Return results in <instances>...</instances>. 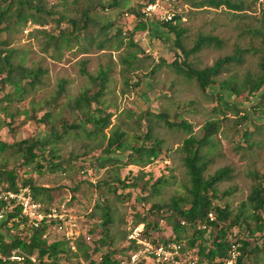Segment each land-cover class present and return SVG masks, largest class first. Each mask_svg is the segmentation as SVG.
<instances>
[{
    "label": "trees",
    "instance_id": "16d2710c",
    "mask_svg": "<svg viewBox=\"0 0 264 264\" xmlns=\"http://www.w3.org/2000/svg\"><path fill=\"white\" fill-rule=\"evenodd\" d=\"M49 1L55 3L49 5ZM81 1L0 0V93H3L5 88H10V91L4 93L0 98V128L5 124V119L2 117L8 118L12 123L22 114L24 118L36 121L47 129L41 137L25 138L13 143L0 140V159L2 161L0 165V195L15 192L20 188H29L34 200L41 205L42 211L47 212L53 189L38 186L33 177L25 176L31 173L40 176L45 171L64 170L65 163L60 161L58 146L70 134L74 133L75 136H78V132H83L87 137L96 138L100 135L105 142L101 150L103 156L97 157L94 164L90 163V168L96 170L109 166L117 170L134 166L143 176L144 170L158 161L162 154L164 141L154 134L152 125V118L155 116L170 131L176 129L188 135L182 140L177 150L181 165L185 170L187 184L183 187L182 194L172 196L167 203H155L150 208L151 213L159 216L168 224L172 235L167 239H160L158 242L148 241V244L155 247L162 246L171 251H173L171 246H175L180 256L191 254L192 257L185 264H228L234 254L236 255L235 264H250L251 260L252 263H257L258 256L264 254V237H262L264 234V175L256 171L247 173L252 185L247 199L237 211L233 212L227 203L223 207L216 204V201L220 199L218 185L233 179L231 170L227 167L217 170L213 175H206L209 165L218 155L213 136L220 131V120H209L202 127L200 135H195L192 126L184 120H180L178 123L171 122L167 113L154 115L146 111L133 120L135 125L144 126L143 133L124 131L112 122L113 117L118 116L119 113L109 112L108 108L111 105H107L105 101L111 83V66L101 67L95 74H91L86 71V61L79 63V73L87 80L89 87L81 90L76 96L65 95L67 82L61 81L57 84L53 96L35 103V95L44 85L47 70L41 66H25L26 53L20 49L12 48L9 39L28 22L39 27H44L49 19L58 24L62 22L67 24L57 34L45 33L44 50L52 51V58L55 61L61 59L64 51H73L82 55L88 54L94 46L99 50H105V48L118 50L124 45L122 32L114 27L113 21L100 25L97 20L88 15L87 11H83L79 19H66L54 10L57 5L66 8L70 4L78 5ZM150 1L147 0L141 5V8ZM258 1L253 0L252 4L254 5ZM191 2L194 8L208 6L219 9L224 7L233 16L246 10L242 0H191ZM118 4V0H109L106 5L100 7L105 12L114 10ZM139 12L140 9L133 13L137 17V22L128 34L127 46L133 50L120 57V62L124 65L121 70L124 84L134 88L140 86L141 77H136L132 82V73L140 70V56L145 58L148 56L144 55V51L133 41V37L137 32L150 30L149 25ZM180 22L181 18L175 14L172 21L160 22V26L167 32L166 34L173 36L174 45L180 52V57L176 55L168 66L180 76L194 81L204 95L214 100L215 108L219 113L225 115L226 111L240 112L226 97L239 98L242 94H246L249 110L244 111V114L239 117L240 125L245 126L246 123L252 122L251 114L257 115V118L260 116L264 121V9L260 11L257 27L243 29V32L252 38L251 43L246 46L233 45L231 55L222 57L212 66L203 69L192 67L187 61L188 58L204 47L221 49L224 47V42L217 37L200 34L188 50L182 42L185 30L180 26ZM90 23L99 24L97 35L102 39L97 40L95 36L91 35L88 31ZM150 24L152 25V23ZM157 24L159 22L156 21L152 25L154 34L162 38L156 27ZM257 41L258 44H256ZM249 57L258 58L256 72L245 71L242 76L238 72H229L230 69L238 71L244 68ZM165 64L160 60L159 64L148 74L155 73ZM228 72L230 74L227 78L219 80L221 75ZM213 89L217 90L216 94L208 93ZM30 97V111L19 113L17 105ZM62 98H65V101L59 103ZM255 99L258 103L255 102ZM57 108L70 111L76 115L77 120L71 123L64 120L57 122L55 119ZM38 110L46 111L40 119L36 120L35 114ZM127 114L130 116L132 112L128 111ZM87 128L90 129L87 130ZM245 128L242 137L246 146L242 148L236 144L235 148L240 152L250 150L249 152L252 153L253 147H258V143L252 140L253 132L249 131L247 127ZM256 128L258 131L263 129L264 122L257 125ZM112 153L125 156V160L110 158ZM11 157L19 160V163L17 166L9 168V158ZM70 162L71 159L67 161V163ZM19 170H23L21 174L18 173ZM168 183V180L157 179L153 184L150 185L147 182L145 185L148 184L152 195H158ZM113 184L104 181L95 186L99 188L104 185L109 190L114 189L116 192V189L112 187ZM135 186V183L122 185L123 188ZM231 194V191H226L222 198ZM2 207H5L4 218L0 220V257L2 259L18 250L28 257H34L38 264H65L66 260L77 258V253L87 264H129L131 256L145 248V244L139 243L141 239L135 237L129 239V245L125 249L117 250L113 247L114 237L110 232L113 219L111 207L107 202L97 203L94 207V210L99 209L100 221L97 224L93 223L86 232L88 236L98 235L99 237L93 242L92 248L85 243L86 235H77L75 239L65 235L51 239L50 229L54 223H60L58 221L44 219L37 227H34L21 215V209L14 201L0 200V210ZM87 216L93 218L94 214L90 212ZM133 218V229L143 226L142 233L152 229L154 222H149L145 215L135 213ZM234 228L238 229L237 235L233 234ZM131 235L132 230L128 233L127 238ZM261 239L262 245L259 247L258 242ZM105 247H108V250L103 252L102 249ZM124 252H129L125 262L117 258ZM94 255L99 256L97 262L92 259ZM2 259H0V264H7ZM136 264H141V262Z\"/></svg>",
    "mask_w": 264,
    "mask_h": 264
},
{
    "label": "rangeland",
    "instance_id": "374dc122",
    "mask_svg": "<svg viewBox=\"0 0 264 264\" xmlns=\"http://www.w3.org/2000/svg\"><path fill=\"white\" fill-rule=\"evenodd\" d=\"M146 1L118 0L117 8L105 12L101 10L100 6L106 5L109 0H82L78 5L70 4L66 8L59 5L54 7V10L66 19H79L81 13L87 11L88 15L97 20L100 25L113 21L114 27L121 30L124 38V45L118 50L113 48L99 50L94 46L88 54L80 55L73 51H64L61 59L55 61L52 58V51L44 50L45 33L57 34L67 24L65 22L58 24L50 19L44 27L28 22L25 27L19 29L9 38L11 47L26 53L25 66H41L47 70L44 85L35 95V103L53 96L57 84L61 81L67 82L65 95L76 96L81 90L89 87L87 80L79 73V63L86 61V71L91 74H95L101 67L111 66V83L105 101L107 105H111L108 108L109 112L116 111L119 113L118 116L113 117L112 122L124 131L129 133H139L140 131L143 133L145 131L144 126L135 125L133 120L146 111L154 115L167 113L171 122L178 123L180 120H184L192 126L195 135H200L202 127L209 120H220V131L213 136L218 155L209 165L206 175H213L221 168H230L233 179L218 185V197L220 199L216 201V204L223 207L227 203L230 209L235 212L247 199L250 192L252 181L248 178L247 173L256 171L264 175V128L259 131L256 128L264 121L260 116L257 118V115L250 113L252 122L246 123L245 126L240 125L239 117L244 114V111L249 110L246 94H242L239 98L226 97L240 112L226 111L224 115L216 110L214 100L204 95L194 81H189L174 72L168 64L175 59L176 55L180 57V52L174 45L173 36L166 34L167 32L160 26L161 21L156 18L146 21L150 27L149 31L137 32L133 37V41L141 47L144 55L148 56L147 58L140 56V70L134 71L131 76L133 77L132 82L136 77H141L140 86L137 88L125 86L121 71L124 65L121 64L120 57L133 50L127 46L128 34L137 22V17L133 13L139 9L141 11V5ZM242 1L246 10L234 14L236 16H233L224 7L219 9L208 6L194 8L191 0L164 1L163 9L181 18L180 26L185 30L182 42L186 49L189 50L193 46L194 40L200 34H208L224 42V47L221 49L204 47L199 52L191 55L187 61L192 67L197 69L210 67L218 59L231 55L233 45L246 46L251 43L252 38L249 34L244 33L243 29L258 26L257 20L260 11L264 9V0H259L254 5L252 4L253 0ZM54 3V1H49V5ZM156 21L159 22L156 27L159 29L162 38L154 34V26L152 25ZM99 24L90 23L88 28V31L97 40L102 39L101 36L97 35ZM1 37L4 38L3 35ZM258 43L257 41L256 44ZM160 60L166 64L156 70L155 73L148 74L150 70L159 64ZM257 63V57H249L244 68L238 71L230 69L229 72H238L240 76L245 71L254 73L258 69ZM229 72L221 75L219 80L227 78ZM9 91L10 88H5L4 92L0 93V98ZM216 92V89L208 91V93L213 94H216ZM30 99L31 97L17 105L19 113L30 111ZM64 99L62 98L59 103L64 102ZM255 102L258 103L257 99H255ZM45 111L38 110L35 114L36 120L40 119ZM128 111H131L132 115L129 116ZM55 113L57 122L64 120L71 123L77 120L76 115L67 110L57 108ZM2 119H5V124L0 128V140L4 142L13 143L25 138L41 137L47 131L42 124L26 119L22 114L12 123L9 122L8 118L2 117ZM152 125L154 126V134L158 135L164 143L160 159L147 167L143 176L139 169L134 166L117 170L109 166L96 170L90 168V163L94 164L95 159L102 155L101 150L105 142L100 135L96 138L93 136L87 137L83 132H78V136L72 133L59 144L58 154L60 161L65 163L63 165L64 170L45 171L40 176L35 173L25 176L33 177L38 186L53 189L54 192L50 194L51 201L48 203L49 205L46 203L47 208L55 209L66 217L65 223H54L51 227V239L66 236L69 232L72 235L66 237L73 239L80 234L86 235L85 243L92 248L93 242L99 237L98 235L88 236L86 232L93 223H99L100 212L99 209L94 210V207L97 203L102 204L103 202H107L111 207L113 224L110 226V232L114 237L113 247L117 250L128 247L131 237L141 239L139 243L145 244L147 247H154L150 243L148 244V241L158 242V240L167 239L172 235L168 224L161 220L159 216L151 213L150 208L155 203H167L172 196L183 193V187L187 184V181L177 150L182 140L188 135L176 129L170 131L155 116L152 118ZM245 127L253 132L252 140L258 143V147H253L252 153L249 152L250 150L240 152L235 148L236 144L242 148L246 146L242 137ZM89 129L87 128V130ZM109 157L125 160V156L117 153H112ZM70 159L71 162L67 163ZM9 160V168L15 167L19 163V160L15 157H11ZM1 163L0 159V165ZM22 171L19 170L18 173L21 174ZM157 179H165L169 183L162 188L161 193L152 195L148 184H153ZM104 181L114 183L112 187L116 189V192L114 189L109 190L104 185L99 188L95 186ZM147 182L148 184L145 185ZM132 183H135L136 186L122 187L123 184L132 185ZM226 191H231L232 194L222 198ZM90 212L94 214L93 218L87 216ZM135 213L145 215L149 222L153 221L152 229L147 230L145 233H142L144 231L143 226L133 229V215ZM72 225L75 226L72 227ZM131 230L132 235L127 238ZM233 234H238L237 228L233 229ZM262 237H264V234ZM262 239L258 242L259 247L262 245ZM107 250L108 247L102 249L103 252ZM77 255V258L66 260L65 264H87L82 261L80 254L77 253ZM128 255L129 252H124L119 254L117 258L125 262ZM190 257H192L191 254L182 255L178 261L185 264ZM92 259L97 262L99 256L94 255ZM139 262L141 264H162V261H157L156 257L145 253L139 256ZM252 264H264V254L258 256L257 263Z\"/></svg>",
    "mask_w": 264,
    "mask_h": 264
},
{
    "label": "built area",
    "instance_id": "2783aa9c",
    "mask_svg": "<svg viewBox=\"0 0 264 264\" xmlns=\"http://www.w3.org/2000/svg\"><path fill=\"white\" fill-rule=\"evenodd\" d=\"M165 0H151L147 5H145L140 14L144 21H148L151 18H156L161 22L172 21L174 15L163 9V4ZM0 200L4 201H14L21 209V215L25 217L29 223L34 227L45 220H55L60 223H65L66 217L62 213L56 211L55 209H49L47 212L42 211L41 205L36 202L33 198L32 193L29 188H20L15 192H7L0 195ZM5 207L0 210V220L4 218ZM75 225H72V227ZM72 233H68L66 236H71ZM173 251L165 249L164 247H151L145 246L142 251L131 256V262L129 264H136L139 262V256L143 253L152 255L156 257L157 261H162V264H180L178 261L179 253L175 246H171ZM235 254L233 258L228 262V264H235ZM0 259H2L0 257ZM7 264H38L34 257H28L22 252L15 250L9 257L3 258Z\"/></svg>",
    "mask_w": 264,
    "mask_h": 264
}]
</instances>
